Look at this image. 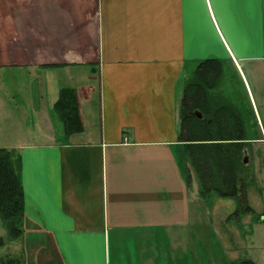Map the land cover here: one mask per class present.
Instances as JSON below:
<instances>
[{"label":"crops","instance_id":"crops-1","mask_svg":"<svg viewBox=\"0 0 264 264\" xmlns=\"http://www.w3.org/2000/svg\"><path fill=\"white\" fill-rule=\"evenodd\" d=\"M28 4L30 15H0V66L8 74L30 68L36 87L30 98L17 83L0 85L11 134L0 138V149L20 157L24 211L22 237L8 238L4 255L20 245L24 264H183L196 175L180 136L183 91L207 60L221 72L232 67L244 83L247 67L264 66V0L43 1L62 19L39 17L37 1ZM64 88L74 91L82 125L68 137L54 110ZM18 96L24 114L14 115ZM196 192L202 197L198 177ZM230 203L211 212L226 264H263L262 257L241 258L248 248L240 228L248 230L255 211L234 220ZM254 215L264 222L263 210ZM156 231L169 240L153 239ZM25 232L45 238L50 254L36 256L38 242L27 247Z\"/></svg>","mask_w":264,"mask_h":264},{"label":"trees","instance_id":"trees-1","mask_svg":"<svg viewBox=\"0 0 264 264\" xmlns=\"http://www.w3.org/2000/svg\"><path fill=\"white\" fill-rule=\"evenodd\" d=\"M220 64L203 62L184 88L179 109L180 136L185 142V156L196 173L202 197L214 192L215 197L234 199L237 203L233 217L251 212L247 200L246 170L240 155L245 147L243 121L236 107L224 106L220 98L207 93L221 76ZM54 110L65 136L82 132L74 91H59ZM200 114V118L197 114ZM20 157L15 151L0 149V227L7 237L19 240L23 234V188ZM0 264H24L18 256L6 255ZM230 264H254L244 260Z\"/></svg>","mask_w":264,"mask_h":264},{"label":"rangeland","instance_id":"rangeland-1","mask_svg":"<svg viewBox=\"0 0 264 264\" xmlns=\"http://www.w3.org/2000/svg\"><path fill=\"white\" fill-rule=\"evenodd\" d=\"M30 1L31 0H25V3H23L24 6L18 8L17 6L20 5V3H18V0H0V15L3 14V12L5 13V11H9V13L13 11L14 15H18L19 11H17L16 9L23 11L28 10L25 15H30L31 7L30 4H28ZM35 1H37V4H39L37 8V14L39 17H44L45 19H62L59 11H55L54 8L49 7L51 4L43 5V1L46 2L47 0ZM66 4V6H64L65 4H61L62 10H64L63 7H70L68 6L69 1H67ZM11 16L14 17L13 15H11V13L6 17L11 18ZM28 19H30V16H28ZM1 24L2 23H0V29H2ZM4 29L6 30V27H4ZM3 55L6 54L1 53L0 49V60L3 58ZM4 59H7V57H5ZM22 70L23 71L13 70L8 74L4 72L0 66V85L2 80H9L13 84L17 83L20 89H22V93L26 97L30 94L35 95L36 87L35 85H33L34 82L32 81V70L30 68L27 70ZM244 74L246 77L245 83L243 82L244 80L242 81L239 78L232 67L228 66L224 68L219 78L218 86L211 93V96L216 100V97L220 98L224 106L236 107V110L243 121V130L246 133V137L249 141H252L248 144L247 148L242 151L240 155L241 161H239V163L241 162L244 166V171L246 170L248 205L255 211L254 213H258L260 212V210L264 211V142L260 141L264 134V66L253 65L249 68L247 67L246 70H244ZM18 90L19 89H17V91ZM1 92L2 91L0 90V138L1 140H4V136H7V138H9L11 134L10 127L8 125L10 121L8 120L9 118L6 117V103L3 100ZM31 97L33 96L30 95V98ZM18 98L20 97H15V101L13 103H10V106H13L15 108L13 109L14 115L23 112V110L19 108L20 106L18 102L20 100H18ZM16 110H19L20 112H17ZM24 121H27L29 123L30 120ZM57 123H60L58 119ZM25 137L32 139L37 138L35 136L31 137L30 135ZM2 145H4V143H1L0 141V147ZM185 176L188 180V176L186 174ZM195 190H197V177L194 173H191V183L189 187L190 195L187 200L190 225L188 227H185L183 231V264H226L228 263V259L225 242L218 231L220 229L219 226H215L211 221V212L213 207L218 202H226L227 200H229L231 202L230 207H232L233 209L237 207V203L234 199H219L215 197L214 194H211L206 198H202L198 195L197 192L195 193ZM217 207L218 205L216 206V208ZM254 213L249 214L250 217L255 218H253V221L250 223L251 226L249 225L248 230L243 231V228H245L246 224L240 228L242 233L240 241L243 239L245 241V244L247 243L248 248L246 252L241 253L242 259H249L254 256L262 257L264 259V225L261 226V224H263L264 222H260V220L256 219ZM237 219L238 217L235 216L234 220ZM254 229H257V232H260L259 237L257 236V232L255 234V237L254 235L249 237L250 231ZM156 232L157 233L153 232V239L159 238L167 239L166 241L169 240L168 233L165 234V232ZM24 237L27 247H30L32 245L33 240L38 242L37 252H35L36 256H44L46 254H50L47 240H45V238H42L41 235L38 237L35 235L33 236V234H30L29 232H25ZM0 238H3L4 241V246L0 247V258H2L6 256L4 255V253L11 251L12 247L11 249L6 248L9 245V241L5 230L1 227ZM228 238L229 240L231 238L236 242H238L239 239L233 234ZM250 240L254 241V248H250ZM227 244L229 245V243ZM240 244H242V241L240 242ZM17 249L12 250L11 255H20V245ZM161 250L162 247H156L157 255H160ZM24 253H27L26 246ZM30 255L31 254H29V256ZM262 263L264 264V262Z\"/></svg>","mask_w":264,"mask_h":264},{"label":"water","instance_id":"water-1","mask_svg":"<svg viewBox=\"0 0 264 264\" xmlns=\"http://www.w3.org/2000/svg\"><path fill=\"white\" fill-rule=\"evenodd\" d=\"M198 117H201L200 114L196 113ZM246 162V160H245ZM4 246L3 238H0V247Z\"/></svg>","mask_w":264,"mask_h":264}]
</instances>
